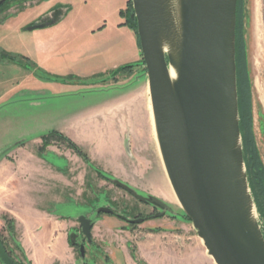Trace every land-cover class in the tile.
I'll return each instance as SVG.
<instances>
[{"label": "water", "instance_id": "95a60500", "mask_svg": "<svg viewBox=\"0 0 264 264\" xmlns=\"http://www.w3.org/2000/svg\"><path fill=\"white\" fill-rule=\"evenodd\" d=\"M8 1L1 0L0 8ZM131 2L157 148L182 211L215 264H264V231L241 129L239 0ZM139 79L142 76L135 77ZM42 99L47 98L33 96L21 102ZM16 102L20 100L8 103ZM113 181L131 190L124 182ZM152 202L171 209L158 199ZM97 213L110 214L112 210L101 208ZM78 222L83 236L92 242L94 224L83 215ZM81 256L85 258L84 246ZM0 260L19 264L1 239Z\"/></svg>", "mask_w": 264, "mask_h": 264}, {"label": "rangeland", "instance_id": "374dc122", "mask_svg": "<svg viewBox=\"0 0 264 264\" xmlns=\"http://www.w3.org/2000/svg\"><path fill=\"white\" fill-rule=\"evenodd\" d=\"M133 12L131 0H9L0 9V50L19 55L35 54L37 50H41L54 54L55 58L40 66L43 75L41 74L40 77L35 75L36 81L33 82L34 84L24 83L22 85L23 81L18 82L22 77L19 67L12 64H2L0 67V85H12V87L21 85L23 89L43 90L42 88H48L38 83H42L41 80L47 77L54 80L59 77L80 82V84L71 86L72 88L89 86L100 80V77L109 79L110 75L105 76L102 72V68L106 64L101 60H97L98 55L96 58L95 55L98 54L97 51L99 50L105 52L116 45L118 51H124L127 47H131L129 45L131 39L128 36L131 35V29L133 28H130L129 24L136 23V20H132ZM41 21L47 24L45 29L32 32L26 31L27 28L32 27L31 25L40 24ZM135 35L137 36V33ZM238 41L239 59L244 60V66L249 74L251 85L252 136L260 159V166L264 170V0H239ZM41 43L43 44L41 45ZM139 51H141L140 47ZM139 63L140 67L137 72L144 79L145 67L141 61ZM95 68L100 69L96 70ZM94 85L96 84H92V86ZM49 90L51 93L52 90ZM6 92H8V89L2 86L0 95ZM44 98H47L45 100L50 104H47L44 108L31 109L35 112L37 119H33L32 123L27 122L22 125L20 123L15 124L16 122L8 125L5 119L6 116L15 118L13 121L18 119L19 117L16 114L25 111V103L21 102V105L16 103L13 106L7 102H0V143H5L8 138L23 134L33 128L35 136H38L42 141L43 149L44 137L55 132L54 129L62 123L60 122L62 120L61 116L55 115L70 113L74 109L69 104L71 99L67 97L52 98V96L46 95ZM6 100L8 101L9 97ZM53 143L67 146L65 143L58 141H51L50 145ZM46 148L42 151V161L60 170H66L64 173H68L69 169L72 171L73 167L77 169L75 175H73L76 190L73 193L74 196L66 201V204L60 203L57 212L60 218L69 217V220L76 223V233L80 232L78 217L94 213L106 202H109L115 210L124 216L131 217L145 211L144 206L136 202L126 192L111 184L103 186L101 190H95V180H93V176H88L90 170L87 169L88 172L86 173V168H79L76 160L73 159H70V163H74L73 166L71 165L72 168L67 169L64 158H58L55 153H45ZM82 153L86 158L77 153L75 154L89 163L87 161L88 156L83 151ZM130 153L131 151H127L135 166V172L132 171L134 175L130 174V176L138 183L137 186L132 188L164 197L171 203L170 205L175 214L179 215L177 221H173L171 217L170 219L166 218L162 221L133 227L120 224L122 223L120 220L108 214H102L99 219L101 221L116 222L117 224L113 227L117 229L120 225L127 229V232L123 233L122 241L123 244L125 243L126 252L131 255L135 262L141 263L138 261V244L148 241L170 242L168 237L171 235L177 246L184 244L183 242L188 244L197 243L201 244L206 252V248L198 237L192 222L186 217L177 198L174 196L165 172L164 174L162 172L163 164L158 150L154 152V149L150 146V148L144 150L136 148L133 154ZM89 167L92 170L95 169L90 164ZM94 171L100 175V170L95 169ZM69 176L72 177L71 172ZM81 176L85 178L84 188L92 190L89 196L79 195L78 190L83 188L79 184V177ZM253 194L255 197V191H253ZM134 205L135 207H133ZM5 221L9 227V221L6 218ZM260 224L264 231V214L261 211ZM150 235L155 237L152 238ZM0 238L2 242L9 241L3 229H0ZM104 239L105 242L96 240L98 246H87V262H84L83 259H77V264H127V259L123 256V250H121V254L116 251L115 244H111L112 241H115V236H108ZM72 242V234H70L68 243L71 247ZM12 259L16 260L13 257ZM0 264H3L1 260Z\"/></svg>", "mask_w": 264, "mask_h": 264}, {"label": "crops", "instance_id": "0c3cea01", "mask_svg": "<svg viewBox=\"0 0 264 264\" xmlns=\"http://www.w3.org/2000/svg\"><path fill=\"white\" fill-rule=\"evenodd\" d=\"M131 30V35L128 36L131 39L129 41L131 47L118 51L116 45L105 52L97 51L95 58L98 55L97 60L106 64L102 68L104 74L140 62L139 40L135 30ZM27 55L39 66L55 58L54 54L41 50ZM135 75L134 73L118 84L107 82L104 86L90 84L78 88L71 86L80 82L59 77L53 84L38 83L48 88H42L43 90L2 84L8 92L0 95V102L8 103L19 99L20 102L16 103L21 105L23 101L21 99L46 95L71 99L69 104L74 108L73 112L62 115L55 113V116H61L62 123L54 131L63 134L78 145L88 156L89 163L63 145L53 143L47 146L45 153H55L58 158H64L67 169L72 168L71 165L73 166L74 163H70V159H73L76 160L79 168H86V173L90 170L88 176H93L94 189L97 191L108 183L94 171L95 169L111 179L137 186L138 183L130 176L135 166L131 156L127 154V151H131L129 145L132 144L135 150L136 148L144 150L151 146L154 152H157L158 148L148 83L144 79L135 80ZM2 86L0 85V89ZM49 89L52 90L51 93ZM76 89L78 90L75 91ZM16 103L11 105L15 106ZM24 103L26 113L16 114L19 118L15 121H13L15 118L6 116L8 125L12 122L21 125L32 123L31 121L37 118L31 109L44 108L50 104L44 99ZM16 143L20 144L4 156H0V229H3L9 238V241L4 242L6 248L16 259L15 261L23 263L77 264V259L80 258L74 246L71 247L68 243L70 234L73 233L71 231L76 232V223L69 220V217L60 218L57 213L59 204H66V201L74 196L76 190L73 175L77 169L73 167L72 171L69 169L68 173H64L66 170H60L42 161V141L35 136L33 128L8 138L5 143H0V154ZM89 164L95 169L92 170ZM162 172L164 174L163 168ZM79 179V184L83 187L78 190L79 195H91L92 190L84 188V176ZM5 218L9 224H12L13 232L7 226ZM113 226V221L97 222L93 230L95 241L105 242V237L115 236L116 239L111 244H115L116 251L123 250L127 264H135L124 248L125 243L123 244L122 241L124 231L117 230ZM150 237L155 236L150 235ZM168 240L170 242L148 241L138 244V261L144 264H215L201 244L183 242L184 244L177 246L173 242L172 235Z\"/></svg>", "mask_w": 264, "mask_h": 264}, {"label": "flooded vegetation", "instance_id": "af4514ba", "mask_svg": "<svg viewBox=\"0 0 264 264\" xmlns=\"http://www.w3.org/2000/svg\"><path fill=\"white\" fill-rule=\"evenodd\" d=\"M133 21H135V20H133ZM132 24L133 23L129 24L131 26V28H132ZM31 26L32 27L42 26L43 27L42 29H45L47 27V24H44L43 21H41L40 24L31 25ZM28 29L29 28L26 29L27 32H32V31H29ZM39 30H41V29H39ZM2 64H12V65L19 67L20 72L22 74L21 80L18 81L19 83L21 81H23L22 83L35 82L36 81L35 75L40 77V75L42 74V71L40 70L41 67L30 56H28L26 54H20L19 55V54H15L13 52H7V51L0 50V67ZM139 65H140V63L139 64L135 63L133 65L124 66L121 69H119L118 71L111 72V73H105L104 75L110 74V78L109 79L99 78L100 80H98L97 82H94L96 84L95 86H104L107 84V82L118 84L119 82L125 81L126 78H128L129 76H132L134 73L136 74L135 75V77H136L139 75V73L137 72V69L140 67ZM48 74H50V73H48ZM41 81H43L42 83H49V84L56 83L55 80L53 78H50V77H47ZM94 83H92V84H94ZM129 146H130L129 149L131 150V153L133 154L134 148H133L132 144H130ZM250 164H251L252 171L254 172L253 173L254 183L257 187H259V185H261L259 180L264 179V170L262 169V166H261L260 168H261L263 174H260V173L256 174L255 172L258 170V168H256L255 162L253 159H250ZM99 174L108 184H111V185L117 187V189H120V190L126 192L136 202H138L140 205L144 206L146 209L144 212L138 213L137 215H133L131 217L130 216H124L123 214H121L120 212L115 210L109 202H106L105 205L99 207L97 209V211L101 208L111 209L112 213H110L108 215H111V216L117 218L118 220H120L122 222L120 224H126V225L133 226V227L144 225L146 223H152L155 221H162V220H165L166 218L170 219L171 217H172L173 221H177V218L179 215L177 213L175 214L172 206L170 205L171 203H169V201H167L164 197L159 196V194H153V193H149V192L143 191V190L137 191L134 188H132L134 186L129 185L127 183H125V184L131 186V190L123 189L114 183V181H113L114 179H111V178L103 175L101 172ZM136 193L145 197L146 200L145 201L140 200L139 196H137ZM153 199L160 200L161 202H163V204L169 206L171 209H166L163 205H161L159 203L152 202ZM133 207H135V205ZM97 211H94V213H91L90 215L85 216V217L89 218L91 220V222L94 224L93 229H92V242H89L83 236L81 225H80V232L79 233L78 232L72 233V241L74 244V248H75L76 252L78 253L77 255H79V258L83 259L84 262H87V256H88V252L86 250L87 246H91V247L98 246L97 242L95 241V238L93 237V230H94L97 222L100 221L99 217H101L102 214H107V213H97ZM137 220H143V222L142 223H133V221H137ZM116 224L117 223L114 222V225H116ZM118 228L119 229H117V228H115V229L127 232V229L124 228V226L120 225ZM152 228H154V227H152ZM160 228H162V227H160ZM79 237H80V239H79ZM82 246L85 247V258H82V256H81V247ZM135 264H144V263L135 262Z\"/></svg>", "mask_w": 264, "mask_h": 264}, {"label": "trees", "instance_id": "16d2710c", "mask_svg": "<svg viewBox=\"0 0 264 264\" xmlns=\"http://www.w3.org/2000/svg\"><path fill=\"white\" fill-rule=\"evenodd\" d=\"M132 28L136 31V23L132 24ZM238 28H239V21H238ZM137 33V32H136ZM239 41L237 45L238 50V74H239V103H240V111H241V129L243 132V140H244V150H245V158L247 162V168L250 178V184L252 188V192L255 191V201L258 207L259 212H263L264 214V179L259 180L261 185L257 187L253 180V171L250 164V159H253L255 162L256 168L258 170L255 172L256 174L262 173L261 166H260V159L258 157V153L256 150V146L254 143V138L252 136V92H251V85L249 80V74L244 66V60L239 59ZM240 61V62H239ZM51 141H58L65 143L70 149H72L75 153L79 154L80 156H86L82 153L81 149L68 137L64 136L58 132H52L49 135L44 137V146L43 149L50 145ZM252 175V176H251ZM251 176V177H250ZM254 195V194H253ZM9 228L11 232H13V226L10 223ZM1 239V238H0ZM4 244V242H3ZM72 245L74 246L73 242ZM5 246V244H4ZM6 248V246H5ZM7 252L11 256V253L6 248ZM12 257V256H11ZM19 264H30V263H23L18 262Z\"/></svg>", "mask_w": 264, "mask_h": 264}]
</instances>
